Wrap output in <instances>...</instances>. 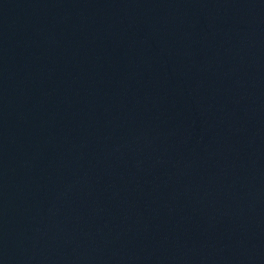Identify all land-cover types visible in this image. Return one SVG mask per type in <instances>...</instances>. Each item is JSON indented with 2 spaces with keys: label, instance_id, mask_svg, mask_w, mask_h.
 Listing matches in <instances>:
<instances>
[{
  "label": "water",
  "instance_id": "1",
  "mask_svg": "<svg viewBox=\"0 0 264 264\" xmlns=\"http://www.w3.org/2000/svg\"><path fill=\"white\" fill-rule=\"evenodd\" d=\"M0 264H264V0H0Z\"/></svg>",
  "mask_w": 264,
  "mask_h": 264
}]
</instances>
